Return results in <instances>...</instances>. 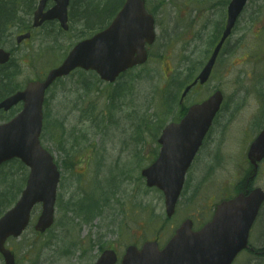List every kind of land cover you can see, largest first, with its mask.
<instances>
[{"label": "rangeland", "instance_id": "374dc122", "mask_svg": "<svg viewBox=\"0 0 264 264\" xmlns=\"http://www.w3.org/2000/svg\"><path fill=\"white\" fill-rule=\"evenodd\" d=\"M224 1L147 0L157 36L147 64L128 72L113 85L101 83L93 74L76 72L47 91L40 141L60 171L54 223L44 235H37L33 225L40 207L34 209L29 228L19 239L7 242L6 247L16 255V264H94L107 249L116 252L120 264L128 246L140 247L156 240L162 248L184 220L190 219L193 227L199 228L220 201L239 192L250 170L245 152L263 123L252 121L260 112L264 118L260 64L254 60L240 65L248 60L242 48L250 45V28H264V0H247L234 29L233 58H220L215 83L192 91L179 105L184 86L180 84L187 75L197 74L199 59L205 54L202 48H207L211 28L201 27L208 19L212 24L218 20V28L223 25ZM31 2L36 5L38 0ZM8 4L0 0L5 13L14 15L6 31L0 28V47L12 51V58L8 66L0 68V81L4 74H12L6 83L10 90H20L58 66L70 48L88 34L81 33L86 31L85 21L74 20L66 35H58V26L51 24L17 46L15 37L30 26L34 9L30 11L22 0H15L12 7ZM86 5L88 0H74L72 12L76 15ZM182 33L191 34L193 52L187 55V62L182 54ZM255 69L258 74L250 73ZM259 74L262 77L252 81ZM212 87L223 94L228 106L224 119L213 127L216 129L207 139L214 150L203 147L181 201L167 219L161 193L146 188L140 171L155 160L163 127L178 121L183 109L206 98ZM19 108L0 114V120L13 116ZM20 169L18 162L1 168L0 193L13 191L7 201L4 198L8 209L24 185L25 173ZM251 185L264 190V161ZM259 217L250 244L263 247L260 234H264V210ZM234 264H264V257L246 253Z\"/></svg>", "mask_w": 264, "mask_h": 264}, {"label": "water", "instance_id": "95a60500", "mask_svg": "<svg viewBox=\"0 0 264 264\" xmlns=\"http://www.w3.org/2000/svg\"><path fill=\"white\" fill-rule=\"evenodd\" d=\"M46 1L41 0L34 13V26L56 19L66 31L69 0H53L54 7L43 13ZM245 1L233 0L230 4L221 43L233 27ZM153 28L154 21L144 10V0H126L106 30L76 44L61 66L51 70L43 82L29 83L24 91L0 103V109L4 111L21 101L24 103L16 117L0 125V164L18 159L30 170L21 197L0 218V253L6 264L13 263V254L5 250L4 243L10 236L18 237L27 227L35 204L41 203L42 210L34 229L42 233L53 223L59 173L52 156L39 143L45 90L55 79L68 75L75 68L94 70L102 80L114 82L120 73L146 61L144 43H153ZM28 37H19L17 41ZM221 43L199 75L197 80L200 83L207 80ZM8 58V54L0 50V64L6 63ZM220 103L221 95L217 92L206 102L191 107L179 124L168 125L158 141L162 146L158 159L141 172L147 187H156L163 193L167 217L174 213L185 173ZM263 157L264 131L248 153L253 165ZM263 199L261 191L256 190L248 197L240 196L224 202L200 231L193 232L191 222L185 221L162 250L158 249L156 242L145 243L140 250L128 247L121 264H231L236 255L247 247L248 232ZM116 261L114 251L106 250L96 264H115Z\"/></svg>", "mask_w": 264, "mask_h": 264}, {"label": "flooded vegetation", "instance_id": "af4514ba", "mask_svg": "<svg viewBox=\"0 0 264 264\" xmlns=\"http://www.w3.org/2000/svg\"><path fill=\"white\" fill-rule=\"evenodd\" d=\"M225 14H226V10H225ZM224 18H225V16L223 15V19ZM218 27H219L218 26V20H216L213 24L212 23L211 24H206L205 26H202L201 27V28H211V33H210L209 40L207 42V48L206 49H205V47L202 48V51L201 52H203L205 54H204V56L200 57V59H199L198 67H197V70L198 69L199 70H198L197 74L201 72V70L205 66L206 62L208 61V59L212 55L213 50L215 49V47L217 46V44L219 43V41L221 39V36H222L223 31H224L225 28H224V25H222L220 28H218ZM234 29L235 28H233V30L230 32L229 36L224 41V43H223V45H222V47H221V49H220V51L218 53L217 59L215 61L214 67H213V69L211 71V74H210V77H209L208 81L206 82V84H204L202 86L199 85V84H197L194 87V89L197 88L198 90H200V89L204 88L205 86H207L208 84L215 83V81L213 80V77H214V74H216L215 67H216L218 61L220 60V58L223 57V56L224 57H228V58H233L234 52L232 51L231 46L234 43V34H235ZM250 30H251V34L248 37V40L250 41V45H249L248 48H247L246 45L242 48V50L245 51L246 54L248 55V60H247V63H242L240 65H247V64L253 62L254 60L258 61L257 63L260 64V66L258 68H261V73L260 74H262V76H263V79H262V82H263L264 81V52H262V51L264 49V28H250ZM190 38H191V34L188 33V34H185L184 35V33H182V44L184 42V46H182V54L185 55V61L186 62H187V59H188L187 58V55H190L193 52V49L190 47V41H189ZM232 64L233 63L231 62V65ZM236 66H239V65H236ZM236 66H233V68L236 67ZM252 71L253 72L250 71V73H252L254 75L255 74H258L257 73L258 69L257 70L255 69V70H252ZM262 76L261 75L260 76H257L256 75L255 77H252V81H257V80H259V77L261 78ZM195 78H193V80ZM187 79H188V75L186 76V81H187ZM192 81L191 82H187L184 85V88L187 87L188 85H190V83H192ZM194 89H192V90H194ZM216 89L217 88H213L212 87L209 96ZM228 97L229 96H227V99H228ZM207 98H205V99H207ZM225 107L228 108L227 104L225 106L224 103H223V105H222L219 113L216 115V117L213 120L212 126H211L210 130L208 131V133H207V135H206V137H205V139H204V141L202 143L201 148L199 149V152L197 154V157L195 159V162H196V160H197V158H198V156H199V154H200V152H201V150L203 149L204 146L212 147L208 143L207 139H208L209 134L211 133V131L214 130V129H216V128L213 129V127L215 125H217V126L220 125V120L224 119V116H225ZM262 113L263 112H260L255 117V120H253L252 122L261 121L262 120L263 123H262V127L261 128H264V118L261 116ZM259 117H260V119H258ZM251 124L253 125L255 123H251ZM252 125H251V127H252ZM248 136L244 139V141H246V139L248 138ZM213 150H214V148H213ZM214 155H215V152H214ZM260 165H259V167H260ZM193 166L191 167V169L189 171V174H190ZM205 167H206V164L204 162V169H205ZM256 175H257V171H252L251 174H249L247 176V179L245 180V183L239 186V192H237L236 194H234L232 197H234V196H236V195H238L240 193H246V192L251 191V188H252V185L251 184H252L253 180L255 179ZM197 189H198V187H197ZM263 210H264V205L260 209L259 216H260V214H261V212ZM263 231H264V228H263ZM260 235H261V237L263 239L264 238V234H260ZM260 246H262V245H260ZM248 252H250L252 255H255V256H258V255L264 256V246L263 247H259L258 249H252V250H250Z\"/></svg>", "mask_w": 264, "mask_h": 264}, {"label": "trees", "instance_id": "16d2710c", "mask_svg": "<svg viewBox=\"0 0 264 264\" xmlns=\"http://www.w3.org/2000/svg\"><path fill=\"white\" fill-rule=\"evenodd\" d=\"M6 3L8 2V6L12 7L14 4L15 0H5ZM23 2H27L28 0H22ZM96 1V2H95ZM90 0L89 1V5H86L85 10H88V13L85 12V14L83 16L80 17V19L82 20L85 19L84 17H86L87 19H85L87 26L85 27V29L88 31V28H90V30L92 31H96V30H100L103 27V20L99 17H101V13L104 11H108V14H111L110 17L117 11V9L120 7V5L122 4L123 0H106L105 3H103V0ZM110 1H113V5L110 4ZM94 3V4H93ZM7 6V7H8ZM0 10L5 13L4 8L0 7ZM8 9H6L7 11ZM83 12V13H84ZM10 14H13L12 12L9 11ZM8 17L5 19V16L3 18V15L0 16V19L3 20V25H6V22L10 20L9 15H7ZM94 19H96L94 21ZM92 22V23H91ZM81 33H84L81 32ZM9 193V192H1L0 193V199L4 198L5 194Z\"/></svg>", "mask_w": 264, "mask_h": 264}]
</instances>
